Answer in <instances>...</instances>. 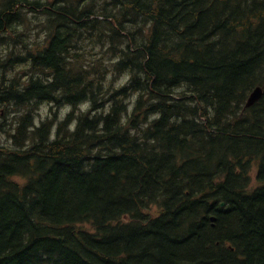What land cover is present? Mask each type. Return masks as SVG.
<instances>
[{
	"label": "trees",
	"instance_id": "1",
	"mask_svg": "<svg viewBox=\"0 0 264 264\" xmlns=\"http://www.w3.org/2000/svg\"><path fill=\"white\" fill-rule=\"evenodd\" d=\"M238 1L240 0H0V36H3L0 37V63H2V60L4 61V64L0 67H2L4 77L6 76L5 73L10 74L9 69L14 67L15 70L11 75L12 81H22L21 90H27L25 94L24 91L18 93L15 89L9 88L4 90V92L8 91L5 92L6 95L8 94V96L11 97L15 95L16 98L13 99L20 102L21 99L23 100L27 97L26 101L28 102V100L32 98V94L37 95L38 93L40 97L42 96L41 98H43L40 100H45V102H48V99H53V97L57 99L61 92H66L62 90V86L65 84L63 78L54 76L52 79L53 82H50L51 84L38 82V84L42 86V89H37V91H35V87L38 84L31 82L30 79H34L33 77H36V75L38 76V73L42 71L48 72L49 70L50 73V71H52L50 67L53 68V66H55L58 68L62 56L59 52L64 50H66V52L68 51L69 63H67L70 68L68 67L69 70H67L72 72L77 79L74 82L75 87H71V85L64 87V89H70V91H67L70 96L74 94L72 96L73 98L71 97L73 101L74 98L77 97V95H75L76 93L79 97V94L84 95L94 89L97 90V86L100 87L102 94L114 92L111 99L109 98L108 101L103 102L104 106L100 104V106L97 105L98 107L96 103H93V98L91 97L83 98L78 101L76 100L78 99L77 97L75 99L76 101H74L75 104L70 97L69 99L71 102H69V99L61 100L59 98L58 102L61 101L63 107H67L69 102L74 104L76 110L72 113L70 109L63 116L62 120L60 119L64 121V123H67L66 128L64 127L65 124L60 122V131L57 128L58 126L54 132V127H50L49 131L51 132L49 136L45 133V130H43L45 129V118L41 119L39 123L37 121L35 122V120H33L34 117H32L30 113L31 111H29L30 109L25 106H22V110L18 111L19 114L8 115L6 104L0 102V131L5 132L9 139L8 143L0 144V247H2L0 248V264H22L23 261L24 264H40V259L44 260V256L45 259L47 256L53 258L59 253H62L61 260L65 258L66 260L68 259L66 261L67 264H259L262 261L261 264H264V259L262 260V258H264V243H262L264 242V226H262V223H264V94L261 98L262 100L260 99V102H256L252 107L246 108L243 103H246L247 97L256 85H261L264 89V40H262L264 38V0ZM25 16H34V19L30 18L27 21ZM76 19H78V21ZM3 20L5 21L3 22ZM58 20H62V23L60 21L58 22ZM73 22L74 25L72 24ZM7 23L10 24L9 28ZM33 24L36 25V28L34 30L29 29V25ZM68 26L70 30H68ZM78 26H80L81 29ZM61 31H63L62 34ZM124 32L126 34H124ZM42 34L43 40L39 39ZM69 34H71V36ZM3 49L6 52L5 54L2 53ZM129 56L132 58H129ZM134 59L135 61H139L135 62ZM129 61H134L137 64L139 63L138 67L140 69L142 68L143 72L142 70L141 72L144 74L143 77H145V79L137 77L138 80L136 78L137 75H135L136 73L133 70L131 71ZM42 68L44 69L41 71L40 69ZM102 77L103 79L101 80ZM3 79L4 78L0 76V85ZM79 80H82V82H79ZM93 81L94 83H92ZM87 85H89V87H87ZM133 85L139 88H134ZM83 87L84 90L82 89ZM72 88H74V91ZM192 89L193 91H190ZM124 90L126 92H124ZM31 91L32 93H30ZM34 91L37 92V94ZM84 91L86 93H84ZM119 92H122V94H119ZM193 93H195L196 96H194ZM163 95L166 98H164ZM168 96H170L169 99ZM184 98H186V100ZM163 102L165 104H163ZM171 102L177 104L176 107L173 105L174 103L171 104ZM178 102H180L179 104L181 107L178 105ZM158 103L160 105L163 104V109H161L162 107L158 105ZM198 103L200 107H197L199 106ZM212 103H214V105ZM149 105L150 107H148ZM151 105L155 108L153 107L152 109ZM260 105L263 108L258 107ZM232 106H237V108L235 107V110H233ZM82 107L84 111L79 113ZM111 107H117L116 109L120 110L118 112L119 114L116 115L117 117L115 116L113 120L115 121L118 118V122L115 121L116 124L115 122L109 123V121H107L113 115V111H111L113 108ZM144 107H148L146 111L143 110ZM166 107L168 109L165 110ZM97 108H100V110L98 111ZM149 108L151 111L154 109L155 111L149 112ZM176 108H179V110ZM116 109L114 108L115 111ZM172 109H176L175 112H173L174 110L172 111ZM192 109H194V111ZM203 109L207 114V118L205 117ZM255 109L258 112H255ZM142 110L143 113L141 112ZM161 110L163 112L165 111V113ZM215 110L216 112L218 111L216 114ZM259 110L261 112H259ZM87 111L88 114L86 113ZM96 111L104 117L103 127L108 128H106V131H112L111 134L114 133V136L111 135L110 138H107V136L103 137L104 135L91 133L92 136L88 141L89 143H85L90 146L89 148L86 147L87 155H82V151L74 146V143H78L80 139L83 138V135L79 136L80 139L78 137L80 123L90 120V118L97 113ZM176 111H180L178 112L179 115ZM228 112L233 113L234 116ZM185 113L189 115H185ZM220 113L222 114L219 115ZM131 114H133V116ZM254 114H256V116H254ZM69 115L73 117L71 118ZM137 115L141 117L135 118ZM181 115L185 116L182 117ZM160 116L163 117V119ZM130 117L134 119H132L133 123H129L132 122L131 119H128ZM68 118L70 121H68ZM81 118L82 120L84 118V120L82 121ZM184 118L185 120H183ZM77 119H79L80 122ZM142 119L143 121H138ZM186 119L194 120L196 122L194 124H198L200 128L202 127L203 129L201 128V130L199 126L195 127V125L192 124V127L195 128L193 129L191 127V122L186 121ZM28 120L32 123L30 124L27 122ZM181 120L183 121L181 122ZM218 120L219 122L221 121V123H219ZM223 121L228 122L225 123ZM210 122L211 124H209ZM5 123L11 124L10 129L6 130L4 128ZM104 124L110 125L113 128ZM153 124L156 126H153ZM76 125H79V127L76 128ZM117 125H119V130L116 132L115 128H117ZM246 125L247 127L250 126V128L247 129ZM99 127V123L97 124L95 121L90 122L88 128L91 130L94 128L93 130H96L99 129ZM124 127L126 129L125 131L123 130ZM182 128L185 130H180ZM241 128L243 131L240 130ZM66 129L69 132H64ZM186 129H188V131ZM177 130H179L178 135L176 132ZM233 130H238L236 132L238 135H236ZM254 130L257 132L254 133ZM182 131L186 135L183 134ZM189 131H191V133ZM245 131H248V133ZM74 132L76 133V138H73L74 135L72 134H74ZM200 132L201 134L203 133V136ZM206 132L208 134H206ZM171 133L177 141L173 139ZM66 134H71L72 136L69 135V137L71 136L72 139ZM65 135L69 138L68 141ZM233 135L236 137L238 136L237 139ZM228 136L229 138H227ZM100 137H103L101 138L102 142H98ZM132 138H134V140H132ZM254 138L259 139L254 140ZM110 139L111 142H109ZM249 139L250 141H248ZM46 140L48 142L44 143ZM63 140H66V144ZM127 140H131L135 143L129 147V145L126 144L128 143ZM172 140H174V142H172ZM215 140L217 142L218 140L223 141L218 144ZM242 140H244L243 142L247 141L249 144L246 142L244 144L241 142ZM113 141L116 143H113ZM108 142L109 144H107ZM213 142H216L215 145ZM240 143L245 146H242ZM48 144L52 145L50 146ZM180 144L182 146L184 145V147ZM253 144L258 145L254 146ZM246 145L249 146V148L251 147L252 150L257 147L254 149L256 152L251 149L249 150ZM175 146H177L178 149H176ZM225 146L226 148H224ZM122 147L125 149H122ZM245 147L248 151L245 150ZM222 148L223 151L221 152ZM93 149H96L94 152L97 150L100 151L93 153ZM102 149L105 150L104 153H101L103 152ZM125 150H129V152H125ZM194 150L195 153L193 152ZM196 150L199 151L197 152ZM224 151L225 154L223 153ZM69 152H71V155ZM124 152L126 154L128 153L127 156ZM119 153L125 155H120ZM216 153L219 155L217 156ZM12 154H14V156H12ZM135 154L136 156L137 154L143 155V158L136 157V160L132 159L130 161L126 159L130 155ZM209 154H211V156ZM212 154L214 156H212ZM67 157H70L72 161ZM81 157L82 160L79 159ZM108 157L110 158L108 159ZM197 157L201 158L198 159ZM209 158L213 161H210ZM114 160L119 164L117 167L121 165L120 168L122 170L117 168L114 164L112 167ZM124 161L130 163H124ZM189 161L190 163H188ZM198 161H201V163H198ZM75 162L78 164L76 165ZM84 162H87V164ZM131 162H134V166ZM202 162H204L205 165L206 162H213L214 167L211 163V167L208 165L209 163L204 166ZM222 162L224 164H222ZM55 163L59 165L57 164V166H54ZM193 163L194 165L192 166ZM105 164L108 165V168H111V170H108ZM130 166L137 171V173H133L135 176L133 174L131 175L135 179H132L128 174L125 175V169ZM102 167L107 169V171L106 169L104 171L106 172L104 177L106 176L105 179L107 183L103 178V183L99 181L95 184H85L84 177L87 175H96L99 170H104ZM114 167H116V169ZM212 168L216 172L213 171ZM113 169L115 171L120 170V173L119 171H112ZM210 169H212L213 172L209 171ZM75 170L76 172H74ZM149 170L154 173L150 174ZM80 171L83 175L78 173ZM123 171L124 173L122 174L124 175L119 178L118 176L122 175L121 172ZM62 173H66V176ZM68 176V180L71 184L68 183V189L70 191L68 190L67 192L62 190V185L66 186L67 183L63 182L65 183L63 184L59 181L62 177L67 179ZM197 176L199 178H197ZM41 181L44 182L43 185ZM119 183L122 186H120ZM44 185L46 186L44 187ZM93 190L94 192H92ZM57 191L58 193L62 191L61 195L64 194V197L57 196ZM217 193L221 194V196ZM234 195L238 199L234 197ZM114 196L120 201L118 202ZM111 197L113 198L112 201ZM227 201L228 203H225ZM112 202H114V204H112ZM217 202L219 203L218 205L216 204ZM189 203H194L195 205H188ZM222 203H224L225 206L222 205ZM236 208H240V212H238L237 210L239 209ZM213 209L216 211L218 210L217 212L221 214L222 212H226V215L229 214L226 219H230L229 221L226 220V226L221 223L220 216L216 214L218 220L215 221V226L212 227V220L211 217L209 218V213L207 212ZM187 211H191L193 214L195 213L196 216L199 215L200 223H207L209 225L208 227L215 232L212 234L207 233L206 228V234H204L203 231L200 235L197 228L198 225L196 223L195 225H191L189 221L191 220L193 223L192 219L195 214L193 215L190 212L191 215H189ZM195 211H198L199 214ZM233 214H235L236 217ZM48 216L49 219L55 217L54 221L56 222L52 221L53 219L50 221ZM171 218L175 221L173 220L171 222ZM48 224H50V226ZM166 224H169V226H166ZM174 224H176L174 230H180V234H186V238L180 242L172 243L169 241V233L164 234L163 231L166 227L170 228L175 226ZM9 225L11 226L9 227ZM234 225L237 229L234 228ZM242 225L244 228L246 226L243 230H241L243 227ZM194 227H196V229H194ZM224 227H226V229ZM224 229L225 233H223ZM148 231H150L152 235L151 233L149 234ZM235 231L239 234L233 237ZM130 234L139 237L136 238L133 236L132 238ZM224 234H226V236ZM231 234L233 235L231 236ZM37 237L45 240L43 244L46 246L44 247L45 252H42L43 256H40L41 254L38 253L39 245L41 247L42 244L33 245ZM165 238L168 239L164 240ZM67 239L68 242H66ZM162 239L164 241L163 244L160 245ZM244 249L247 250L244 251ZM1 253L3 255H1ZM257 256H260L259 260ZM100 257L106 259H102L101 261ZM26 261L29 262L26 263ZM55 264H60V262Z\"/></svg>",
	"mask_w": 264,
	"mask_h": 264
},
{
	"label": "bare ground",
	"instance_id": "2",
	"mask_svg": "<svg viewBox=\"0 0 264 264\" xmlns=\"http://www.w3.org/2000/svg\"><path fill=\"white\" fill-rule=\"evenodd\" d=\"M24 1V0H23ZM254 1H256V0H254ZM260 1V0H259ZM259 1H257V2H259ZM52 2V1H51ZM56 2V1H55ZM238 2H241V0L240 1H238ZM237 3V2H236ZM53 4V3H52ZM239 4V3H238ZM257 4V3H256ZM8 5V4H7ZM12 5V4H11ZM240 5V4H239ZM137 6V5H136ZM257 6H258V4H257ZM235 7V6H234ZM75 8V7H74ZM104 8V7H103ZM237 8V7H236ZM13 9V8H12ZM54 9V8H53ZM69 9V8H68ZM59 10H60V8H59ZM148 10V9H147ZM43 11V10H42ZM76 11V10H75ZM237 11H238V9H237ZM74 12V11H73ZM146 12V11H145ZM128 13V12H127ZM147 13V12H146ZM57 14V13H56ZM129 14V13H128ZM127 14V15H128ZM132 14V13H131ZM62 15V14H61ZM81 15H82V13H81ZM130 15V14H129ZM146 15V14H145ZM3 16V15H2ZM21 16V15H20ZM132 16V15H131ZM135 16V15H134ZM1 17V16H0ZM22 17V16H21ZM51 17V16H50ZM56 17V16H55ZM63 17V16H62ZM72 17V16H71ZM77 17V16H76ZM6 18V17H5ZM52 18H53V16H52ZM51 18V19H52ZM66 18V17H65ZM64 18V19H65ZM74 18H75V16H74ZM13 19V18H12ZM22 19V18H21ZM54 19V18H53ZM56 19V18H55ZM59 19H61V18H59ZM8 20V19H7ZM77 21H78V19H76ZM133 20V19H132ZM5 20H3V22H4ZM60 20H58V22H59ZM62 21V20H61ZM60 21V22H61ZM66 21V20H65ZM64 21V22H65ZM72 21V20H71ZM84 21V20H83ZM82 21V22H83ZM87 21V20H86ZM92 21V20H91ZM113 21V20H112ZM11 22V21H10ZM54 22V21H53ZM56 23V22H55ZM62 23V22H61ZM69 23V22H68ZM83 23H85V22H83ZM96 23V22H95ZM108 23V22H107ZM4 24V23H3ZM8 24V23H7ZM60 24V23H59ZM73 25H74V22L72 23ZM71 24V25H72ZM76 24V23H75ZM78 24V23H77ZM104 24V23H103ZM111 24V23H110ZM9 25L10 24H8V28H9ZM57 25V24H56ZM70 25V26H71ZM72 25V26H73ZM109 25V24H108ZM5 26V25H4ZM7 26V25H6ZM64 26V25H63ZM80 26H81V24H80ZM80 26H78V27H80ZM75 27V26H74ZM82 27H83V24H82ZM102 27V26H101ZM55 28V27H54ZM62 28V27H61ZM67 28H69V26L67 27ZM106 28V27H105ZM122 28V27H121ZM63 29V28H62ZM80 29H81V27H80ZM100 29V28H99ZM7 30V29H6ZM68 30H70V28L68 29ZM63 33V31H61V34ZM111 33H112V31H111ZM6 34V33H5ZM68 34V33H67ZM124 34H126L125 32H124ZM70 36H71V34H69ZM111 35V34H110ZM65 36V35H64ZM108 36H109V34H108ZM0 37H3V36H0ZM81 38V37H80ZM2 39V38H1ZM14 39V38H13ZM261 40V39H260ZM259 40V41H260ZM262 40H264V38L262 39ZM261 40V41H262ZM64 41V40H63ZM60 42V41H59ZM61 43V42H60ZM67 43L69 44V42H68V40H67ZM262 43V42H261ZM11 44V43H10ZM58 44V43H57ZM258 45V44H257ZM260 45V44H259ZM102 46V45H101ZM262 46V45H261ZM56 47H57V45H56ZM66 47V46H65ZM70 47V46H69ZM47 48V47H46ZM116 48V47H115ZM117 49V48H116ZM69 50V49H68ZM259 50V49H258ZM4 51V50H3ZM113 51V50H112ZM117 51V50H116ZM118 51H119V49H118ZM22 53V52H21ZM59 53H61V55L63 56H61V61H60V64H59V67L57 68V67H55V66H53V68H51L50 67V69H52V71H50V73H49V70H48V72H44V71H42L44 68H42V69H40L42 72L41 73H38V76L36 75V77H33L34 79H30L31 80V82H35V83H37L38 84V82H43L44 84H51L50 82L52 81V79L54 78V76H59V77H61V78H63V81H64V86H62V90H64V91H66V92H61V94H60V96L57 98V99H55V97H53V99H51V100H49L48 98V102H45V100H40V99H43V98H41L40 97V95H39V93L37 94V92H35V91H37V89H42V86L40 85V84H38V85H36V87H35V93L37 94V95H34V94H32L33 96H32V98L31 99H29L28 100V102L26 101L27 100V98H25V99H21V102L20 101H16L15 99H13V98H16L15 97V95L13 96V97H11V96H8V94L6 95V93L5 92H8V91H5L4 92V90H6V89H11V88H13V89H15L18 93H20V92H25V91H27V90H21V87H22V81L20 82L19 80L18 81H16V82H13L12 81V73H13V71L15 70V68L14 67H11V69H9L10 70V74H7V73H5L6 74V76L4 77L3 75H4V72H3V70H2V67H0V76H2V78H4L3 79V81L1 82V85H0V102H2V104H6L5 106H6V111H8V115H14V113H17L18 111H20V110H22V106H25V107H27V108H29L30 110L29 111H31L30 113H31V115H32V117H34V119L33 120H35V117H37V115H38V113H39V108H40V106H42L43 105V103L45 102L46 104L48 103L51 107H50V109H51V114L50 115H48V117H46L45 118V120H46V123L44 124V128L45 129H43V130H45V133H47L48 134V136H49V133L51 132V131H49V128L50 127H54V129H53V132L58 128V130H59V123L61 122L62 124L64 123V121H61V120H58L57 119V117H56V113L61 109V107H63V104H62V102L60 101V102H58L59 100V98L61 99V100H68L69 99V97H70V99L72 100V96L74 95V94H72L71 96L69 95V93H67V91H70V89H64V87H66V86H69V85H71V87L72 86H74V82L77 80L75 77L76 76H74L73 74H72V72H69L68 70H69V62H68V51L66 52V50H64V51H61V52H59ZM70 54H72L71 52H69ZM115 53V52H114ZM122 53V52H121ZM256 53H257V51H256ZM123 54V53H122ZM49 55V54H48ZM59 55V54H58ZM75 55V54H74ZM25 56V55H24ZM113 56V55H112ZM142 56V55H141ZM41 57V56H40ZM69 57H71V56H69ZM43 58V57H42ZM62 58H63V60H62ZM129 58H132V57H130L129 56ZM137 59H139L138 57H136ZM135 58V59H136ZM57 59H59V58H57ZM135 59H134V61H135ZM18 60V59H17ZM25 60H26V58H25ZM90 60V59H89ZM123 60V59H122ZM128 60V59H127ZM132 60V59H131ZM158 60V59H157ZM19 61H21V60H19ZM130 62L129 61V66H130V68H131V71L133 70L136 74L135 75H137L136 76V78L137 77H139V78H144L145 79V77H143L144 76V74L142 73L143 72V70H142V68L140 69L139 67H138V64L137 63H135L136 61L138 62L139 60H136L135 62ZM144 61V60H143ZM145 61H147V60H145ZM4 61L2 60V63H0V66H2L4 63H3ZM15 62V61H14ZM38 62V61H37ZM68 62V63H67ZM123 62H126V61H123ZM16 63V62H15ZM141 63V62H140ZM147 63V62H146ZM52 64V63H51ZM13 65H15V64H13ZM38 65H40V64H38ZM44 65V64H43ZM42 65V66H43ZM45 65H47V64H45ZM123 65V64H122ZM128 65V64H127ZM126 65V66H127ZM17 66V65H16ZM34 66V65H33ZM41 66V67H42ZM48 66H49V63H48ZM69 67V68H68ZM102 67V66H101ZM128 67V66H127ZM143 67V66H142ZM47 68H49V67H47ZM35 69H36V67H35ZM68 69V70H67ZM125 69V68H124ZM147 69V68H146ZM34 70V69H33ZM38 70V69H37ZM71 70V69H70ZM122 70H123V68H122ZM141 70H142V72H141ZM31 71V70H30ZM264 71V70H263ZM35 72V71H34ZM105 72H106V69H105ZM104 72V73H105ZM118 72V71H117ZM116 72V73H117ZM37 73V72H36ZM102 73V72H101ZM24 75V74H23ZM29 75V74H28ZM40 75V76H39ZM113 75V74H112ZM22 76V75H21ZM105 76V75H104ZM146 76V75H145ZM96 77V76H95ZM100 77H101V75H100ZM118 77V76H117ZM135 77V76H134ZM21 78V77H20ZM25 78V77H24ZM97 78V77H96ZM99 78V77H98ZM113 78V77H112ZM132 79H133V77H131ZM103 79V77L101 78V80ZM138 79V78H137ZM33 80V81H32ZM113 80V79H112ZM134 80V79H133ZM139 80V79H138ZM138 80H137V82H138ZM60 81V80H59ZM82 82V80H79V82ZM91 81V80H90ZM134 81H136V80H134ZM145 81V80H144ZM30 82V83H31ZM53 82V81H52ZM78 82V81H77ZM76 82V83H77ZM109 82V81H108ZM128 82V81H127ZM140 82V81H139ZM25 83V82H24ZM30 83H28V84H30ZM60 83V82H59ZM88 83H90V82H88ZM92 83H94V81L92 82ZM131 83V82H130ZM129 83V84H130ZM146 83V82H145ZM153 83V82H152ZM55 84V83H54ZM97 84H98V82H97ZM133 84V83H132ZM143 84H144V82H143ZM255 84V83H254ZM26 85V84H25ZM79 85V84H78ZM82 85V84H81ZM86 85V84H85ZM84 85V86H85ZM100 85V84H99ZM140 85V84H139ZM147 85H148V82H147ZM178 85V84H177ZM180 85V84H179ZM33 86V85H32ZM44 86V85H43ZM76 86H77V84H76ZM101 86H102V84H101ZM129 86V85H128ZM134 86V85H133ZM34 87V86H33ZM70 87V88H71ZM75 87V86H74ZM87 87H89V85H87ZM96 87V86H95ZM98 87V89L97 90H93L92 88H91V86H90V88L93 90V91H90V92H88V93H86L85 91H84V93H86V94H84V95H80L79 94V97H78V94L76 93V92H74V93H76L75 95H77V97H78V99H76V98H74V101H78V100H80V99H83V98H89V97H91V98H93L92 100H93V103H96V106L97 105H99L100 106V104L101 105H103L104 103V101H108V99L110 98H112L111 96H112V94L114 95V92L112 91V92H106V93H104V94H102L101 93V91H100V87L99 86H97ZM137 88L138 86H134V88ZM145 87H146V85H145ZM149 87V86H148ZM147 87V88H148ZM68 88V87H67ZM113 88V87H112ZM125 88V87H124ZM128 88V87H127ZM139 88V87H138ZM187 88V87H186ZM189 88V87H188ZM73 89V91H74V88H72ZM72 89H71V91H72ZM76 89H77V87H76ZM83 90H84V87L82 88ZM86 89V88H85ZM122 89V88H121ZM121 89H120V91H121ZM126 89V88H125ZM142 89V88H141ZM33 90H34V88H33ZM107 90V89H106ZM110 90H111V87H110ZM115 90V89H114ZM117 90V89H116ZM119 90V89H118ZM143 90V89H142ZM150 90V89H149ZM10 91V90H9ZM80 91H82V90H80ZM87 91V90H86ZM176 91V90H175ZM190 91H193V89L192 90H190ZM77 92H79V91H77ZM118 92V91H117ZM122 92H123V90H122ZM122 92L120 93L119 92V94H122ZM124 92H126L125 90H124ZM30 93H32V91L30 92ZM71 93V92H70ZM83 93V92H82ZM146 93V92H145ZM168 93V92H167ZM178 93V92H177ZM182 93V92H181ZM16 94V93H15ZM25 94H26V92H25ZM24 94V95H25ZM29 94V93H28ZM124 94V93H123ZM126 94V93H125ZM124 94V95H125ZM130 94H131V92H130ZM150 94H152V93H150ZM154 94V93H153ZM157 94V93H156ZM194 94V96H196V94L195 93H193ZM10 95V94H9ZM47 95V94H46ZM127 95V94H126ZM158 95V94H157ZM185 95V94H184ZM21 96H22V94H21ZM140 96V95H139ZM152 96H154V95H152ZM159 96H161V95H159ZM159 96H155V97H159ZM170 96H171V94H170ZM170 96H168V99H169V97ZM178 96V95H177ZM181 96V95H180ZM26 97V96H25ZM50 97V96H49ZM72 97V98H71ZM123 97H125V96H123ZM162 97V96H161ZM163 97H164V95H163ZM182 97V96H181ZM190 97V96H189ZM263 97V96H262ZM261 97V98H262ZM18 98V97H17ZM141 98V97H140ZM164 98H166V97H164ZM191 98V97H190ZM194 98V97H193ZM248 98V97H247ZM260 98V99H261ZM44 99H46V98H44ZM70 99H69V102H71L70 101ZM76 99V100H75ZM113 99H114V97H113ZM185 100H186V98H184ZM259 99V100H260ZM91 100V99H90ZM176 100V99H175ZM180 100V99H179ZM178 100V101H179ZM190 100V99H189ZM195 100H197V99H195ZM262 100V99H261ZM8 101H13V102H8ZM16 101V102H15ZM73 101V100H72ZM73 101V102H74ZM140 101V100H139ZM165 101H166V99H165ZM191 101H193V100H191ZM17 102H20V103H17ZM67 102V101H66ZM68 102V106L70 107V109L72 110V111H70V112H72L73 113V111L74 110H76V107H74V104H75V102H74V104L72 105L71 103H69ZM180 102H181V100H180ZM180 102H178V105L180 106ZM258 102H260V101H258ZM76 103H78V102H76ZM162 103V102H161ZM172 103H174V102H171V104ZM177 103V102H176ZM183 103V102H182ZM205 103V102H204ZM244 104H245V102H243ZM15 104H17V105H20V106H17V105H15ZM114 104V103H113ZM112 104V105H113ZM121 104V103H120ZM163 104H165L164 102H163ZM163 104L162 105H160L159 103H158V105H160L162 108L161 109H163ZM168 104V103H167ZM199 104V103H198ZM210 104V103H209ZM213 105H214V103H212ZM240 104V103H239ZM77 105V104H76ZM116 105H117V103H116ZM157 105V104H156ZM158 105H157V107H158ZM173 105H175V107H176V105L177 104H173ZM172 105V106H173ZM195 105V104H194ZM208 105V104H207ZM235 105V104H234ZM2 106H4V105H2ZM93 107H95L94 105H92ZM104 106V105H103ZM102 106V107H103ZM140 106V105H139ZM159 106V107H160ZM166 106V105H165ZM164 106V107H165ZM178 106V107H179ZM245 106V105H244ZM254 106V105H253ZM98 107V106H97ZM148 107H150V105L148 106ZM147 107V108H148ZM154 107V106H153ZM153 107H152V105H151V108L153 109ZM168 107H169V105H168ZM181 107V106H180ZM197 107H200V104H199V106H197ZM196 107V108H197ZM211 107V106H210ZM217 107V106H216ZM233 107V106H232ZM236 108H237V106H235ZM235 107H233L232 109L233 110H235L234 108ZM240 107V106H239ZM239 107H238V109H239ZM252 107V106H251ZM258 107H260V108H263V107H261V105L260 106H258ZM257 107V108H258ZM111 108H113V110H111ZM110 108V110L111 111H113V117L111 118H109V120H107V121H109V123H112V122H115V121H117L118 120V118H117V120H115V121H113L114 120V118H115V116L117 115V114H119L118 112L120 111L119 109H116L117 107H111ZM114 108L116 109V111L114 110ZM118 108H119V105H118ZM140 108V107H139ZM146 107H144L143 108V110H147V108L145 109ZM155 108V107H154ZM214 108H215V106H214ZM247 108V107H246ZM256 108V109H257ZM260 108H258V109H260ZM3 109V108H2ZM78 109V108H77ZM92 109V108H91ZM91 109H89V110H91ZM98 109V111L100 110V108H97ZM122 109V108H121ZM135 109V108H134ZM156 109H158V108H156ZM166 109H168L167 107L165 108V110ZM170 109V108H169ZM177 109V108H176ZM175 109V110H176ZM183 109V108H182ZM187 109V108H186ZM213 109V108H212ZM231 109V110H232ZM237 109V110H238ZM256 109L254 110L255 112H258V111H256ZM23 110H25V109H23ZM28 110V109H27ZM124 110H125V107H124ZM138 110V109H137ZM143 110L141 111L142 113H143ZM149 112H154L155 111V109L154 110H152L151 111V109L149 108ZM174 109H172V111H173ZM175 110L173 111V112H175ZM177 110H179V108L177 109ZM181 110V109H180ZM185 110V109H184ZM189 110V109H188ZM193 111H194V109H192ZM196 110V109H195ZM204 110V109H203ZM236 110V111H237ZM261 110V109H260ZM259 110V112H261ZM82 111H84V108L82 107L80 110H79V113L80 112H82ZM145 111H144V113H145ZM162 111V110H161ZM170 111V110H169ZM171 111V112H172ZM187 111V110H186ZM219 111H221V110H219ZM228 111V110H227ZM229 111H230V109H229ZM254 111H253V113H254ZM26 112V111H25ZM28 112V111H27ZM97 112V111H96ZM102 112V111H101ZM136 112V111H135ZM138 112V111H137ZM141 112H138V113H141ZM163 112V111H162ZM168 112V111H167ZM177 112V111H176ZM178 112H180V111H178ZM177 112V113H178ZM203 112H205V110L203 111ZM218 112V111H217ZM216 112V110H215V114L217 113ZM222 112V111H221ZM233 112V111H232ZM242 112H243V110H242ZM76 113H78V112H76ZM87 114H88V111L86 112ZM90 113V112H89ZM133 113V112H132ZM163 113H165V111L163 112ZM227 113V112H226ZM229 113V112H228ZM231 113V112H230ZM229 113V114H230ZM24 114V113H23ZM71 114V113H70ZM110 114V113H109ZM137 114V113H136ZM135 114V115H136ZM169 114H174V113H169ZM181 114H182V112H181ZM214 114V115H215ZM222 113H220L219 115H221ZM223 114H224V112H223ZM232 115H233V113H231ZM235 114H236V112H235ZM256 114H258V113H256ZM256 114H254V116H256ZM260 114V113H259ZM68 115V114H67ZM67 115H66V117H67ZM84 115V114H83ZM132 116H133V114H131ZM144 115H146V114H144ZM163 115H165V114H163ZM178 115H179V113H178ZM185 115H189L188 113H185ZM185 115H183V116H185ZM211 115V114H210ZM225 115V114H224ZM245 115V114H244ZM70 117H71V115H69ZM85 116V115H84ZM84 116H82V117H84ZM109 116V115H108ZM131 116V117H132ZM166 116V115H165ZM176 116H177V114H176ZM182 116V115H181ZM182 116V117H183ZM196 116V115H195ZM202 116V115H201ZM207 116V114H206V112H205V117ZM217 116V115H216ZM234 116V115H233ZM239 116V115H238ZM246 116V115H245ZM245 116H243V117H245ZM73 117V116H72ZM71 117V118H72ZM86 117H88V116H86ZM86 117H85V120H86ZM117 117V116H116ZM118 117H119V115H118ZM128 117V116H127ZM131 117L130 118H128V119H131ZM138 117V115L135 117V118H137ZM139 117H141V116H139ZM138 117V118H139ZM143 117H145V116H143ZM161 117V116H160ZM175 117V116H174ZM197 117V116H196ZM221 117H224V116H221ZM228 117V116H227ZM30 118H31V116H30ZM50 118V119H49ZM79 118H80V116H79ZM104 117H103V115L102 114H98V112L96 113V114H94L91 118H90V120H87V121H84L83 123H80V128H79V135H78V137L79 136H82L83 138H81L80 139V137H79V139H80V141L78 142V143H74V146H76L75 148H78V149H80L81 151H82V155L83 154H86L87 153V151H86V147L87 148H89L90 146H88V145H86L87 143H89L88 141H89V139L91 138V133H95V134H98V135H104L103 137H105V136H107V138H110V136L111 135H113V134H111V132H109V131H106V128L107 127H103V122H104V119H103ZM106 118V117H105ZM162 119H163V117H161ZM161 118H159V119H161ZM177 118V117H176ZM207 118V117H206ZM213 118V117H212ZM216 118H218V117H216ZM233 118V117H232ZM69 119V118H68ZM87 119H89V118H87ZM120 119V118H119ZM133 119V118H132ZM131 119V120H132ZM144 119V118H143ZM143 119L142 120H138L139 122L140 121H143ZM158 119V120H159ZM164 119H165V117H164ZM202 119V118H201ZM205 119V118H204ZM230 119V118H229ZM4 120V119H3ZM26 120V119H25ZM32 120V119H31ZM77 120H79V119H77ZM81 120H82V118H81ZM83 120H84V118H83ZM82 120V121H83ZM134 120V119H133ZM133 120H132V122H129V123H133ZM183 120H185V118L183 119ZM183 120H181V122L183 121ZM65 121H66V119H65ZM68 121H70V119L68 120ZM97 122V124L99 123V125H100V127H99V129H96V130H91L90 128H88L89 127V123L90 122ZM165 121V120H164ZM167 121H168V119H167ZM166 121V122H167ZM172 121V120H171ZM186 121H190L191 122V127H192V124H194V123H196L194 120H187L186 119ZM212 121H213V119H212ZM217 121V120H216ZM5 122V121H4ZM27 122H29L30 124L32 123V122H30L29 120L27 121ZM67 122V121H66ZM79 122H80V120H79ZM118 122V121H117ZM159 122V121H158ZM161 122H162V120H161ZM218 122H219V120H218ZM223 122H225V123H227L226 121H223ZM105 123H107V122H105ZM137 123V122H136ZM154 123V122H153ZM203 123H205V122H203ZM207 123H208V121H207ZM219 123H221V121L219 122ZM224 123V124H225ZM244 123V122H243ZM3 124V123H2ZM61 124V125H62ZM65 124V128H66V124L67 123H64ZM92 124V123H91ZM94 124H96V123H94ZM115 124H116V122H115ZM114 124V125H115ZM135 124V123H134ZM156 124H157V122H156ZM163 124V123H162ZM200 124V123H199ZM209 124H211V122L209 123ZM214 124V123H213ZM223 124V123H222ZM15 125V124H14ZM93 125V124H92ZM104 125H107V124H104ZM133 125V124H132ZM140 125V124H139ZM151 125V124H150ZM160 125V124H159ZM195 125V124H194ZM193 125V126H194ZM206 125H208V124H206ZM205 125V126H206ZM220 125V124H219ZM58 126V127H57ZM91 126V125H90ZM108 126V125H107ZM118 126L119 125H117V128H115L116 130V132L119 130V128H118ZM153 126H156V125H154L153 124ZM196 126H199L198 124L197 125H195V127ZM202 126V125H201ZM221 126V125H220ZM10 127H11V124L9 125V124H7V123H5L4 124V128L7 130V129H10ZM13 127V126H12ZM43 127V126H42ZM57 127V128H56ZM61 127V126H60ZM79 127V125H76V128H78ZM97 127V126H96ZM108 127H111L110 125L108 126ZM136 127V126H135ZM158 127V126H157ZM160 127V126H159ZM163 127V126H162ZM209 127V126H208ZM219 127V126H218ZM252 127V126H251ZM23 128V127H22ZM32 128V127H31ZM92 128V127H91ZM111 128H113V127H111ZM111 128H110V130H111ZM146 128H148V127H146ZM193 128V127H192ZM199 128H200V126H199ZM202 128V127H201ZM200 128V129H201ZM210 128V127H209ZM246 128L247 129H249L250 128V126H248L247 127V125H246ZM108 129V128H107ZM122 129V128H121ZM139 129V128H138ZM193 129H195V128H193ZM203 129V128H202ZM201 129V130H202ZM205 129V128H204ZM211 129V128H210ZM213 129V128H212ZM253 129V128H252ZM42 130V129H41ZM77 130V129H76ZM90 130V131H89ZM124 131L126 130L125 129V127H124V129H123ZM180 130H185V129H180ZM187 131H188V129H186ZM191 130V129H190ZM197 130V129H196ZM216 130H218V129H216ZM240 130H242V128L240 129ZM246 130V129H245ZM29 131V130H28ZM60 131V130H59ZM68 130L66 129V131H64V132H67ZM128 131V130H127ZM144 131H146V130H144ZM157 131V130H156ZM178 131L179 130H177L176 132H177V135H178ZM199 131V130H198ZM204 131V130H203ZM227 131H228V129H227ZM235 133L238 131V130H233ZM243 131V130H242ZM248 131H250V130H248ZM248 131H245V132H247L248 133ZM40 132V131H39ZM69 132V131H68ZM113 132H114V129H113ZM122 132V131H121ZM139 132V131H138ZM141 132V131H140ZM159 132H160V130H159ZM164 132H165V130H164ZM164 132H162V133H164ZM190 133H191V131H189ZM188 132V133H189ZM202 132V131H201ZM201 132H200V134H201ZM226 132V131H225ZM229 132V131H228ZM240 132V131H239ZM252 132V131H251ZM250 132V133H251ZM254 133H256L255 132V130L253 131ZM261 132V131H260ZM78 133V132H77ZM125 133V132H124ZM124 133H123V136H124ZM136 133V132H135ZM149 133V132H148ZM173 133V132H172ZM172 133H171V136L173 137V139H175L174 138V136L172 135ZM182 133L183 134H185L183 131H182ZM38 134V133H37ZM72 134V133H71ZM71 134H69V135H71ZM75 132H74V134H72V135H74L73 136V138H76L75 137ZM147 134V133H146ZM174 134V133H173ZM180 134V133H179ZM196 134V133H195ZM197 134H198V132H197ZM203 134V133H202ZM201 134V135H202ZM206 134H208L207 132H206ZM214 134V133H213ZM216 134V133H215ZM219 134V133H218ZM234 134V133H233ZM253 134V133H252ZM63 135V134H62ZM67 135V134H66ZM65 135V136H66ZM69 135H67L68 137H69ZM71 135V136H72ZM119 135V134H118ZM121 135V134H120ZM139 135V134H138ZM145 135V134H144ZM149 135V134H148ZM148 135H147V137H148ZM167 135H168V133H167ZM177 135L175 134V136L177 137ZM186 135V134H185ZM199 135V134H198ZM236 135H238L237 133H236ZM47 136V137H48ZM51 136V135H50ZM67 136H66V138H67ZM71 136L69 137L70 139H72L71 138ZM114 136V135H113ZM116 136V135H115ZM125 136H126V133H125ZM146 136V135H145ZM203 136V135H202ZM208 136V135H207ZM226 136V135H225ZM230 136V135H229ZM229 136L227 137V138H229ZM234 136V135H233ZM232 136V137H233ZM240 136V135H239ZM257 136V135H256ZM23 137H24V135H23ZM44 137H46V136H44ZM103 137H100L98 140V142H102L101 140V138H103ZM122 137V136H121ZM133 137V136H132ZM135 137V136H134ZM138 137V136H137ZM144 137V136H143ZM150 137V136H149ZM212 137V136H211ZM234 137H236V136H234ZM238 137V136H237ZM237 137H236V139H237ZM246 137V136H245ZM249 137V136H248ZM252 137V136H251ZM69 138H67V141H68V139ZM113 138V137H112ZM126 138V137H125ZM131 138V137H130ZM138 138H140V137H138ZM137 138V139H138ZM170 138V137H169ZM209 138V137H208ZM216 138V137H215ZM218 138V137H217ZM239 138H241V137H239ZM43 139V138H42ZM127 139V138H126ZM125 139V140H126ZM129 139V138H128ZM136 139V138H135ZM178 139V138H177ZM182 139V138H181ZM241 139H243V138H241ZM245 139H247V138H245ZM251 139V138H250ZM250 139L248 140V141H250ZM258 140L257 138H254V140ZM93 140V139H92ZM106 140H108V139H106ZM113 140H114V138H113ZM124 140V139H123ZM132 140H134V138H132ZM171 140V139H170ZM176 140V139H175ZM180 140V139H179ZM178 140V141H179ZM217 140V139H216ZM215 140V141H216ZM39 141H40V139H39ZM64 142L66 141V140H63ZM77 141H78V139H77ZM76 141V142H77ZM115 141H116V138H115ZM115 141H113V143L115 142ZM128 141V143H126V144H128L129 145V147L130 146H132V144L133 143H135V142H133V141H131V140H127ZM126 141V142H127ZM136 141V140H135ZM138 141V140H137ZM167 141V140H166ZM177 141V140H176ZM175 141V142H176ZM221 141H223V140H218V144H219V142H221ZM231 141V140H230ZM233 141V140H232ZM244 140H242L241 142H243ZM48 141L46 140V142H44V143H47ZM87 142V143H86ZM107 142V141H106ZM105 142V143H106ZM109 142H111V139H110V141ZM109 142L107 143V144H109ZM118 142V141H117ZM172 142H174V140H172ZM216 142H213V144L215 145V143ZM235 142V141H234ZM246 143H247V141H245ZM245 142H243L244 144H245ZM252 142V141H251ZM250 142V143H251ZM51 143V142H50ZM86 143V144H85ZM112 143V144H113ZM116 143V142H115ZM119 143V142H118ZM146 143V142H145ZM181 143V142H180ZM237 143V142H236ZM239 143V142H238ZM256 143H258V142H256ZM65 144H66V142H65ZM125 144V143H124ZM125 144V145H126ZM143 144H144V142H143ZM177 144H179V143H177ZM183 144V143H182ZM212 144V145H213ZM241 145H242V143H240ZM247 144H249V143H247ZM259 144V143H258ZM257 144V145H258ZM48 145H50V144H48ZM52 145V144H51ZM50 145V146H51ZM64 145V144H63ZM71 145V144H70ZM90 145H91V143H90ZM94 145V144H93ZM103 145H104V141H103ZM106 145V144H105ZM176 145V144H175ZM181 145V144H180ZM213 145V146H214ZM227 145V144H226ZM254 146H257V145H255V144H253ZM252 145V146H253ZM260 145V144H259ZM54 146V145H53ZM123 146V145H122ZM137 146H138V144H137ZM140 146V145H139ZM144 146H145V144H144ZM182 146V145H181ZM223 146H224V143H223ZM242 146H245V145H242ZM247 146V145H246ZM31 147V146H30ZM45 147V146H44ZM71 147V146H70ZM104 147V146H103ZM106 147V146H105ZM107 147H108V145H107ZM126 147H128V146H126ZM176 147V149H178L177 148V146H175ZM182 147H184V145L182 146ZM215 147V146H214ZM213 147V148H214ZM219 147H220V145H219ZM219 147H218V149H219ZM237 147V146H236ZM58 148H60V147H58ZM66 148V147H65ZM113 148H114V146H113ZM124 147H122V149H123ZM138 148V147H137ZM141 148V147H140ZM186 148V147H185ZM198 148V147H197ZM196 148V149H197ZM224 148H226V146L224 147ZM246 148V147H245ZM247 148H249V146H247ZM245 149V150H247L248 151V149ZM253 148V147H252ZM257 147H255L254 149H256ZM67 149V148H66ZM91 149V148H90ZM121 149V148H120ZM121 149V150H122ZM125 149V148H124ZM139 149V148H138ZM215 149V148H214ZM217 149V148H216ZM220 149H221V147H220ZM251 149V147L249 148V150ZM252 150V151H255V150ZM96 149H93V153H96L97 151L99 152L100 150H97L96 152H94ZM103 150V149H102ZM107 150H108V148H107ZM132 150V149H131ZM204 150H205V148H204ZM225 150V149H224ZM236 150H237V148H236ZM90 151V150H89ZM104 151L105 150H103V152H101V153H104ZM116 151V150H115ZM123 151V150H122ZM127 150H125V152H126ZM197 151V150H196ZM199 151V150H198ZM197 151V152H198ZM219 151V150H218ZM223 151V148H222V150H221V152ZM251 151V152H252ZM15 152V151H14ZM18 152V151H17ZM37 152V151H36ZM54 152V151H53ZM68 152V151H67ZM107 152V151H106ZM124 152V153H125ZM127 152H129V150L127 151ZM130 152H132V151H130ZM194 153H195V150L193 151ZM202 152V151H201ZM200 152V153H201ZM216 152V151H215ZM250 152V151H249ZM248 152V153H249ZM256 152V151H255ZM10 153V152H9ZM29 153H31V152H29ZM80 153V152H79ZM134 153V152H133ZM140 153V152H139ZM203 153V152H202ZM224 154H225V151L223 152ZM69 154L71 155V152H69ZM68 154V155H69ZM92 154V153H91ZM106 154V153H105ZM115 154V153H114ZM120 154V153H119ZM121 154H123V153H121ZM120 154V155H121ZM126 154V153H125ZM125 154H123V155H125ZM128 154V153H127ZM127 154H126V156H127ZM131 154V153H130ZM145 154V153H144ZM193 154V153H192ZM217 154V153H216ZM215 154V155H216ZM221 154V153H220ZM247 154V153H246ZM81 155V156H82ZM87 155V154H86ZM93 155V154H92ZM94 155H96V154H94ZM146 155V154H145ZM197 155H198V153H197ZM210 156H211V154H209ZM219 154H217V156H218ZM228 155H230V154H228ZM12 156H14V154H12ZM11 156V157H12ZM18 156V155H17ZM43 156H45V155H43ZM65 156V155H64ZM111 156V155H110ZM114 156V155H113ZM143 156V155H142ZM140 154H137V156H136V154L135 155H130L129 157H127L126 159H129L128 161H130V160H136V157H140L141 159L143 158ZM207 156V155H206ZM212 156H214L213 154H212ZM231 156V155H230ZM2 157V156H1ZM72 157V156H71ZM75 157V156H74ZM86 157V156H85ZM93 157V156H92ZM91 157V158H92ZM98 157V156H97ZM96 157V158H97ZM208 157V156H207ZM207 157H205V158H207ZM216 157V156H215ZM215 157H213V158H215ZM27 158V157H26ZM67 158H70V157H67ZM88 158V157H87ZM110 157H108V159H109ZM114 158V157H113ZM131 158V159H130ZM174 158V157H173ZM189 158H191V157H189ZM193 158H195V157H193ZM198 159H200L201 157H197ZM212 158V157H211ZM211 158H209L210 159V161H213ZM237 158V157H236ZM46 159V158H45ZM54 159V158H53ZM66 159V158H65ZM79 159H81L82 160V157L81 158H79ZM118 159V158H117ZM117 159H115V160H117ZM122 159V158H121ZM146 159V158H145ZM202 159H203V157H202ZM208 159V158H207ZM242 159V158H241ZM70 160H71V158H70ZM84 160V159H83ZM93 160V159H92ZM113 161V163H112V167H113V164L114 165H116V167H117V165H119L118 164V162H116V161ZM119 160H120V158H119ZM190 160V159H189ZM191 160H194V159H191ZM215 160V159H214ZM42 161V160H41ZM66 161H68V160H66ZM72 161V160H71ZM70 161V162H71ZM127 161V162H128ZM138 161H139V159H138ZM202 161H204V160H202ZM226 161V160H225ZM241 161V160H240ZM13 162V161H12ZM47 162V161H46ZM55 162H56V160H55ZM61 162V161H60ZM74 162V161H73ZM72 162V163H73ZM78 162V161H77ZM88 162V161H87ZM87 162L85 163V164H87ZM105 162V161H104ZM126 161H124V163H125ZM126 162V163H127ZM137 162V161H136ZM195 162V161H194ZM227 162V161H226ZM15 163V162H14ZM51 163V162H50ZM76 163V162H75ZM74 163V164H75ZM91 163H93V162H91ZM101 163V162H100ZM123 163V164H124ZM128 163H130V162H128ZM188 163H190V161L188 162ZM198 163H201V161L199 162L198 161ZM203 164H204V162H202ZM209 163V164H208ZM206 162V165L208 164L209 166H210V163L211 162ZM227 163H229V162H227ZM20 164V163H19ZM54 164V163H53ZM52 164V165H53ZM58 164V163H57ZM57 164L55 163V165L54 166H57ZM70 164V163H69ZM78 163H76V165H77ZM121 164V163H120ZM131 164L133 165L134 164V162L132 163L131 162ZM130 164V165H131ZM136 164V163H135ZM196 164H197V162H196ZM212 165H213V167H214V163L212 162L211 163ZM215 164H216V161H215ZM222 164H224L223 162H222ZM221 164V165H222ZM50 165V164H49ZM59 165V164H58ZM90 165V164H89ZM106 165V164H105ZM139 165V164H138ZM144 165V164H143ZM194 165V163L192 164V166ZM205 164H204V166H206ZM220 165V166H221ZM18 166H20V165H18ZM43 166V165H42ZM60 166H61V164H60ZM59 166V167H60ZM66 166V165H65ZM79 166H80V164H79ZM102 166H104V165H102ZM109 166H111V165H109ZM128 166H129V164H128ZM134 166V165H133ZM199 166V165H198ZM209 166H208V168H209ZM230 166V165H229ZM50 167V166H49ZM48 167V168H49ZM64 167V166H63ZM82 167H84V166H82ZM91 167V166H90ZM90 167H89V169H90ZM105 167H107L108 168V165H106ZM116 167H114L115 169H116ZM121 167V165L119 166V167H117V168H120ZM147 167V166H146ZM211 167V166H210ZM224 167V166H223ZM61 168V167H60ZM75 168V167H74ZM77 168V167H76ZM95 168V167H94ZM103 168V167H102ZM126 168V167H125ZM136 168H137V166H136ZM140 168H141V166H140ZM145 168V167H144ZM204 168H206V167H204ZM203 168V169H204ZM43 169H44V167H43ZM46 169H47V165H46ZM67 169H68V166H67ZM84 169V168H83ZM83 169H82V171H83ZM99 169V168H98ZM104 169V168H103ZM106 169V168H105ZM105 169L103 170V171H101V170H99L98 172H97V174L96 175H93V176H85L84 178H85V184H87V185H90V184H95V183H97V182H99V181H102V179L104 178L105 179V177H104V175H106L105 173L106 172H104L105 171ZM121 169V168H120ZM138 170H139V168H137ZM136 169V170H137ZM143 169V168H142ZM213 169V168H212ZM212 169H210L209 171H212ZM51 170H52V168H51ZM50 170V171H51ZM59 170V169H58ZM62 170V169H61ZM72 170V169H71ZM91 170V169H90ZM108 170H111V168H108ZM122 170V169H121ZM126 170V173H125V175L126 174H128V175H132L134 172H136L137 173V171H135L131 166L130 167H127V169H125ZM195 170H196V168H195ZM195 170H192V171H195ZM217 170V169H216ZM20 171V170H19ZM57 171V170H56ZM65 171H66V169H65ZM68 171V170H67ZM88 171V170H87ZM106 171H107V169H106ZM112 171H114V172H116V171H119V173H120V170H112ZM150 171V170H149ZM153 171V170H152ZM213 171H215L214 169H213ZM212 171V172H213ZM14 172V171H13ZM43 172V171H42ZM59 172H61V171H59ZM69 172V171H68ZM74 172H76V170L74 171ZM86 172V171H85ZM85 172H84V174H85ZM91 172V171H90ZM110 172V171H109ZM198 172V171H197ZM207 172H208V170H207ZM216 172V171H215ZM50 173V172H49ZM63 173H64V171H63ZM62 173V174H63ZM70 173V172H69ZM78 173H80L81 175H83L82 173H81V171L80 172H78ZM122 173H124V171L123 172H121V174ZM147 173H148V171H147ZM151 173H154V172H151L150 171V174ZM66 174V173H65ZM65 174H63V175H65ZM73 174V173H72ZM71 174V175H72ZM109 174H111V173H109ZM108 174V175H109ZM113 174V173H112ZM149 174V173H148ZM213 174V173H212ZM215 174V173H214ZM43 175V174H42ZM63 175H61V176H63ZM69 175V174H68ZM116 175V174H115ZM119 175V174H118ZM124 174H122V175H120V176H118L119 178L121 177V176H123ZM134 175V174H133ZM144 175V174H143ZM147 175V174H146ZM198 175V174H197ZM200 175V174H199ZM205 175H207V174H205ZM204 175V176H205ZM7 176V175H6ZM9 176V175H8ZM60 176V175H59ZM66 176V175H65ZM79 176V175H78ZM112 176V175H111ZM135 176V175H134ZM145 176V175H144ZM195 176V175H194ZM209 176V175H208ZM208 176H206V177H208ZM210 176H211V174H210ZM213 176V175H212ZM71 177V176H70ZM76 177V176H75ZM82 177V176H81ZM110 177V176H109ZM109 177H107V178H109ZM132 177V176H131ZM196 177V176H195ZM194 177V178H195ZM205 177V178H206ZM41 178V177H40ZM43 178V177H42ZM68 178H69V176L67 177V179L66 178H64V177H62L61 179H60V183H63V182H65V183H67V187L66 186H63L62 185V190L63 191H67L68 192V187H69V184H71V182L68 180ZM111 178V177H110ZM109 178V179H110ZM125 178V177H124ZM127 178H128V176H127ZM134 177H132V179H133ZM197 178H199L198 176H197ZM202 178V177H201ZM212 178V177H211ZM210 178V179H211ZM33 179V178H32ZM74 179V178H73ZM103 179V180H104ZM126 179V178H125ZM135 179V178H134ZM208 179V178H207ZM214 179V178H213ZM59 180V179H58ZM83 180V179H82ZM113 180V179H112ZM128 180V179H127ZM139 180V179H138ZM149 180V179H148ZM199 180V179H198ZM203 180H204V177H203ZM12 181V180H11ZM44 181V180H43ZM76 181H77V179H76ZM147 181V180H146ZM15 182V181H14ZM39 182V181H38ZM42 182V181H41ZM75 182V181H74ZM79 182V181H78ZM105 182L107 183V180L105 179ZM113 182V181H112ZM116 182V181H115ZM194 182V181H193ZM206 182H207V180H206ZM33 183V182H32ZM40 183V182H39ZM43 183L44 182H42V185H43ZM46 183V182H45ZM65 183H63V184H65ZM69 183V184H68ZM77 183V182H76ZM75 183V184H76ZM101 183V182H100ZM102 183H103V181H102ZM108 183H109V181H108ZM141 183V182H140ZM150 183V182H149ZM18 184V183H17ZM35 184V183H34ZM111 184H113V183H111ZM195 184V183H194ZM197 184V183H196ZM16 185V184H15ZM25 185H27V184H25ZM40 185H41V183H40ZM101 185V184H100ZM119 185H120V183H119ZM128 185V184H127ZM46 185H44V187H45ZM91 186H95V185H91ZM111 186V185H110ZM120 186H122V185H120ZM35 187V186H34ZM42 187V186H41ZM134 187V186H133ZM170 187V186H169ZM60 188V187H59ZM120 188V187H119ZM135 188V187H134ZM139 188V187H138ZM171 188V187H170ZM176 188V187H175ZM35 189V188H34ZM58 189V188H57ZM94 189H95V187H94ZM110 189H112V188H110ZM118 189V188H117ZM88 190V189H87ZM143 190V189H142ZM146 190V189H145ZM31 191V190H30ZM59 191V190H58ZM58 191H57V196L59 195L60 197H64V194L63 195H61L62 194V191H61V193H58ZM70 191V190H69ZM86 191V190H85ZM122 191V190H121ZM92 192H94V190L92 191ZM70 193V192H69ZM86 193V192H85ZM98 193H99V191H98ZM111 193V192H110ZM148 193V192H147ZM159 193V192H158ZM231 193V192H230ZM229 193V194H230ZM56 194V193H55ZM54 194V195H55ZM102 194V193H101ZM218 194V193H217ZM226 194H227V192H226ZM232 194V193H231ZM71 195V194H70ZM120 195V194H119ZM131 195V194H130ZM141 195V194H140ZM219 196H221V194H218ZM105 196H106V194H105ZM111 196V195H110ZM109 196V197H110ZM113 196V195H112ZM124 196V195H123ZM216 196V195H215ZM16 197V196H15ZM27 197V196H26ZM42 197V196H41ZM45 197V196H44ZM56 197V196H55ZM108 197V196H107ZM115 197V196H114ZM153 197V196H152ZM227 197V196H226ZM234 197H236L235 195H234ZM233 197V198H234ZM239 197V196H238ZM241 197V196H240ZM116 198V197H115ZM127 198H128V196H127ZM214 198V197H213ZM223 198H225V197H223ZM237 198V197H236ZM48 199V198H47ZM56 199H59V198H56ZM103 199H104V201H105V198L103 197ZM117 200H118V198H116ZM139 199V198H138ZM212 199V198H211ZM211 199H209V200H211ZM215 199H217V198H215ZM226 199V198H225ZM238 199V198H237ZM2 200V199H1ZM62 200V199H61ZM76 200V199H75ZM89 200V199H88ZM113 200V198L111 197V201ZM208 200V201H209ZM234 200V199H233ZM241 200V199H240ZM31 201V200H30ZM44 201V200H43ZM54 201V200H53ZM109 201V200H108ZM110 201V202H111ZM120 200H118V202H119ZM221 201V200H220ZM235 201H236V199H235ZM21 202V201H20ZM23 202V201H22ZM28 202V201H27ZM49 202H50V200H49ZM107 202V201H106ZM136 202V201H135ZM210 202V201H209ZM233 202V201H232ZM237 202V201H236ZM239 202V201H238ZM241 202V201H240ZM53 203H55V202H53ZM221 203V202H220ZM225 203H228V201L227 202H225ZM42 204V203H41ZM70 204H72V203H70ZM112 204H114V202H112ZM112 204H110V205H112ZM194 204V203H193ZM192 203H189L188 205H193ZM201 204V203H200ZM212 204H215V203H212ZM217 205L219 204L218 202L216 203ZM235 204V203H234ZM64 205H66V204H64ZM117 205H119V204H117ZM116 205V206H117ZM120 205H121V203H120ZM187 205V206H188ZM195 205V204H194ZM208 205H210V204H208ZM233 205V204H232ZM240 205H241V203H240ZM239 205V206H240ZM36 206H37V204H36ZM42 206V205H41ZM40 206V207H41ZM55 206V205H54ZM113 206V205H112ZM224 206H225V204H224ZM224 206H222V207H224ZM242 206V205H241ZM45 207V206H44ZM62 207V206H61ZM60 207V208H61ZM190 207V206H189ZM232 207V206H231ZM236 207V206H235ZM29 208V207H28ZM57 208V207H56ZM59 208V209H60ZM75 208V207H74ZM101 208H102V206H101ZM122 208V207H121ZM187 208V207H186ZM197 208V207H196ZM198 208H200V207H198ZM241 208V207H240ZM240 208H236V209H239V210H237L238 212H240ZM70 209V208H69ZM82 209V208H81ZM185 209V208H184ZM183 209V210H184ZM189 209V208H188ZM208 209V208H207ZM211 209V208H210ZM235 209V208H234ZM24 210H25V208H24ZM43 210V209H42ZM134 210V209H133ZM182 210V211H183ZM186 210V209H185ZM190 210H192V209H190ZM26 211V210H25ZM28 211V210H27ZM181 211V212H182ZM218 211V210H217ZM216 210H209L207 213H209V218L211 217V220H212V222H211V224H212V227H214L215 226V221L216 220H218V217H217V215H219L220 217V220H221V223H223L225 226H226V224H227V222H226V220H228L229 221V219H226L227 217H228V215H226V212H222V214L220 213V212H217ZM242 211H244V210H242ZM100 212V211H99ZM117 212V211H116ZM180 212V213H181ZM188 212V211H187ZM191 212V211H190ZM190 212H188L189 213V215H191L190 214ZM195 212H197L198 213V211H195ZM237 212V213H238ZM35 213V212H34ZM54 213V212H53ZM183 213H185V212H183ZM192 213V212H191ZM231 213V212H230ZM242 213V212H241ZM33 214V213H32ZM118 214V213H117ZM182 214V213H181ZM193 214V213H192ZM195 214V213H194ZM193 214V215H194ZM199 214V213H198ZM217 214V215H216ZM244 214H246V213H244ZM243 214V215H244ZM251 214V213H250ZM27 215V214H26ZM35 215V214H34ZM36 215H37V213H36ZM41 215V214H40ZM47 215V214H46ZM185 215V214H184ZM232 215V214H231ZM234 216H235V214H233ZM242 215V216H243ZM33 216V215H32ZM76 216V215H75ZM140 216H141V214H140ZM199 216V215H198ZM198 216H196V214L194 215V218L192 219V221H193V223L191 222V220H189L190 221V223H191V225H195V223L198 225V226H200V227H198L197 226V228H198V231L200 232L199 234L201 235L202 234V232L204 233V234H206V232H205V229L207 228V233H214L215 231L214 230H211V228L210 227H208L209 225L207 224V223H200V221H199V217ZM239 216V215H238ZM237 216V217H238ZM44 217V216H43ZM52 217V216H51ZM59 217V216H58ZM66 217V216H65ZM133 217V216H132ZM145 217V216H144ZM192 217V216H191ZM236 217V216H235ZM241 217V216H240ZM244 217V216H243ZM242 217V218H243ZM47 218V217H46ZM55 218V217H54ZM54 218H50L49 219V216H48V219L51 221V219H53L52 221H54ZM63 218V217H62ZM98 218V217H97ZM190 218V217H189ZM232 218H233V216H232ZM47 219V220H48ZM137 219V218H136ZM175 219H177V218H175ZM184 219V218H183ZM244 219V218H243ZM245 219H246V217H245ZM252 219V218H251ZM58 220V219H57ZM68 220V219H67ZM123 220V219H122ZM174 219H172L171 218V222L173 221ZM178 220H179V217H178ZM181 220H182V218H181ZM234 220V219H233ZM247 220V219H246ZM41 221V220H40ZM39 221V222H40ZM59 221V220H58ZM126 221V220H125ZM175 221V220H174ZM177 221V220H176ZM239 221V220H238ZM248 221H249V218H248ZM248 221H246V222H248ZM252 221H253V219H252ZM37 222V221H36ZM42 222H44V221H42ZM54 222H56V221H54ZM60 222V221H59ZM118 222V221H117ZM122 222V221H121ZM170 222V221H169ZM170 222V223H171ZM241 222V221H240ZM244 222V221H243ZM254 222V221H253ZM2 223V222H1ZM51 223H53V222H51ZM58 223V222H57ZM57 223H54V224H57ZM61 223V222H60ZM64 223V222H63ZM179 223V222H178ZM3 224V223H2ZM40 224H41V222H40ZM40 224H39V226H40ZM109 224V223H108ZM172 224V223H171ZM180 224V223H179ZM216 224H217V222H216ZM229 224H231V223H229ZM233 224H236V223H233ZM242 224H244V223H242ZM246 224V223H245ZM257 224V223H256ZM42 225V224H41ZM49 226H50V224H48ZM53 225V224H52ZM169 226V224H166V226ZM175 226H173V227H170V228H168V227H166V228H164V234H167V233H169V241L170 242H172V243H174V241H181V240H183L184 238H186V234H184V235H181L180 234V230L178 231V230H174V228L176 227V224H174ZM240 225V224H239ZM1 226V225H0ZM4 226H6V225H4ZM11 225H9V227H10ZM20 226V225H19ZM24 226V225H23ZM125 226V225H124ZM179 226V225H178ZM243 226V225H242ZM262 226H264V223H262ZM69 227V226H68ZM111 227V226H110ZM193 227V226H192ZM240 227H241V225H240ZM225 229H226V227H224ZM234 228H236V226L234 225ZM245 228H246V226H245ZM244 228V226L242 227V229L241 230H243V229H245ZM26 229H28V228H26ZM40 229V228H39ZM46 229V228H45ZM109 229H111V228H109ZM161 229V228H160ZM192 229V228H191ZM194 229H196V227H194ZM223 229V228H222ZM225 229H224V232L223 233H225ZM237 229V228H236ZM32 230V229H31ZM127 230V229H126ZM153 230V229H152ZM158 230V229H157ZM6 231V230H5ZM60 231V230H59ZM80 231V230H79ZM136 231V230H135ZM134 231V232H135ZM138 231V230H137ZM197 231V230H196ZM220 231H222V230H220ZM75 232V231H74ZM115 232V231H114ZM134 232H132V233H134ZM143 232V231H142ZM149 232V234L151 233L150 231H148ZM174 232V233H173ZM240 232V231H239ZM9 233H10V231H9ZM14 233V232H13ZM21 233V232H20ZM26 233V232H25ZM30 233V232H29ZM39 233V232H38ZM53 233V232H52ZM76 233V232H75ZM131 233V234H132ZM136 233V232H135ZM134 233V234H135ZM138 233H139V231H138ZM141 233V232H140ZM228 233V232H227ZM130 234V236H132V238H133V236H135L136 237V235H131ZM137 234V233H136ZM142 234V233H141ZM144 234H145V232H144ZM147 234V233H146ZM156 234V233H155ZM159 234V233H158ZM203 234V235H204ZM211 234H208V235H211ZM230 234V233H229ZM234 234V235H233ZM233 234H231V236L233 235V237H235L236 235H238L239 233L237 232V231H235V233H233ZM62 235V234H61ZM60 235V236H61ZM64 235V234H63ZM73 235H74V233H73ZM80 235V234H79ZM140 235V234H139ZM151 235H152V233H151ZM161 235H162V233H161ZM181 235V236H180ZM219 235V234H218ZM225 236H226V234H224ZM41 236V235H40ZM191 236H192V234H191ZM206 236V235H205ZM212 236H214V235H212ZM216 236V235H215ZM48 237V236H47ZM46 237V238H47ZM73 237H75V236H73ZM137 237H139V236H137ZM136 237V238H137ZM143 237V236H142ZM163 237V236H162ZM161 237V238H162ZM209 237V236H208ZM207 237V238H208ZM224 237V236H223ZM229 237H230V235H229ZM43 238V237H42ZM45 238V237H44ZM76 238V237H75ZM110 238V237H109ZM136 238H134V239H136ZM202 238V237H201ZM232 238V237H231ZM14 239V238H13ZM48 239V238H47ZM51 239V238H50ZM105 239V238H104ZM141 239V238H140ZM166 239H168V238H165L164 240H166ZM220 239V238H219ZM27 240V239H26ZM132 240V239H131ZM137 240V239H136ZM163 239H162V243H160V245L161 244H163V241H164ZM49 241V240H48ZM112 241V240H111ZM156 241V240H155ZM262 241V240H261ZM260 241V242H261ZM66 242H68V239H67V241ZM78 242V241H77ZM116 242V241H115ZM43 243H45V240H42V239H40L39 237H37L36 238V241H34V244L33 245H35V244H42L41 245V247H40V245H39V248H38V253H40L41 255L40 256H43L42 255V252L45 250V244H43ZM262 243H264V242H262ZM11 244V243H10ZM71 244V243H70ZM245 244V243H244ZM243 244V245H244ZM9 245V244H8ZM25 245V244H24ZM62 245V244H61ZM122 245V244H121ZM21 246V245H20ZM247 246V245H246ZM251 246V245H250ZM260 246H262V245H260ZM0 248H2V247H0ZM10 248V247H9ZM36 248V247H35ZM241 248H242V246H241ZM249 248V247H248ZM259 248H261V247H259ZM258 248V249H259ZM51 249H53V248H51ZM26 250H28V249H26ZM37 250V249H36ZM48 250V249H47ZM50 250V249H49ZM68 250V249H67ZM245 250H247V249H244V251ZM255 250V249H254ZM260 250V249H259ZM4 251V250H3ZM32 252V251H31ZM34 252V251H33ZM45 252V251H44ZM59 252H60V250H59ZM22 253V252H21ZM53 253V252H52ZM56 253H58V252H56ZM251 253H253V252H251ZM5 254V253H4ZM8 254H10V253H8ZM13 254V253H12ZM16 254V253H15ZM23 254V253H22ZM31 254V253H30ZM92 254V253H91ZM1 255H3L2 253H1ZM21 255V254H20ZM65 255V254H64ZM252 255V254H251ZM7 256V255H6ZM33 256V255H32ZM23 257V256H22ZM260 257V256H259ZM259 257L257 256V259L259 260ZM7 258V260H8V256L6 257ZM19 258H21V257H19ZM25 258H26V256H25ZM33 258V257H32ZM42 258V257H41ZM99 258V257H98ZM101 258V261H102V259H106V258H103V257H100ZM13 259V258H12ZM28 259H29V256H28ZM36 259V258H35ZM62 259V253H59V254H57L56 256H54L53 258H51L50 256H47V258L45 259V256H44V260H41L40 259V264H55V263H57V262H60V264H67L66 263V261L68 260H66V258L64 259V260H61ZM159 259V258H158ZM256 259V258H255ZM264 258H262V260H263ZM18 260V259H17ZM24 260V259H23ZM31 260V259H30ZM29 260V261H30ZM49 260H52V261H54V262H52V261H49ZM160 260V259H159ZM9 261V260H8ZM28 261V262H29ZM119 261V260H118ZM123 261V260H122ZM145 261H146V259H145ZM260 261H261V258H260ZM11 262V261H10ZM20 262V261H19ZM27 261H26V263H28ZM154 262V261H153ZM263 262V261H262ZM261 262V263H262ZM13 263V262H12ZM72 263V262H71ZM117 263V262H116ZM261 263H259V264H261ZM7 264V263H6ZM19 264V263H18ZM22 264H24V261H23V263ZM82 264V263H81ZM115 264V263H114ZM120 264H122V263H120ZM145 264V263H144ZM148 264V263H147ZM150 264V263H149Z\"/></svg>",
	"mask_w": 264,
	"mask_h": 264
},
{
	"label": "rangeland",
	"instance_id": "3",
	"mask_svg": "<svg viewBox=\"0 0 264 264\" xmlns=\"http://www.w3.org/2000/svg\"><path fill=\"white\" fill-rule=\"evenodd\" d=\"M34 19V16H25V19H27V21L29 20V19ZM29 29H35L36 28V25L35 24H33V25H29V27H28ZM30 31V30H29ZM31 33V32H30ZM32 34V33H31ZM43 36V34L41 35V37L39 38V39H41V40H43L44 38L42 37ZM12 44V43H11ZM4 50V49H3ZM2 50V53L3 54H5L6 52H5V50L3 51ZM1 54V53H0ZM13 74V73H12ZM50 105L47 103H43V105L42 106H40V108H39V113H38V115H37V117H35V122L37 121V120H39V119H42V118H46V117H48V115H50L51 114V109H50ZM1 109V108H0ZM27 109V108H26ZM69 110V108L67 107V108H63V109H60L58 112H57V119L58 118H60V117H62L63 116V114H65L67 111ZM15 114H19V112H17V113H14V115ZM39 122V121H38ZM8 136L6 135V133L5 132H3V131H0V144H2V143H8ZM174 242H180V241H174Z\"/></svg>",
	"mask_w": 264,
	"mask_h": 264
},
{
	"label": "water",
	"instance_id": "4",
	"mask_svg": "<svg viewBox=\"0 0 264 264\" xmlns=\"http://www.w3.org/2000/svg\"><path fill=\"white\" fill-rule=\"evenodd\" d=\"M263 95V89L261 87H257L254 89V91L250 94L246 106L250 107L254 105Z\"/></svg>",
	"mask_w": 264,
	"mask_h": 264
},
{
	"label": "flooded vegetation",
	"instance_id": "5",
	"mask_svg": "<svg viewBox=\"0 0 264 264\" xmlns=\"http://www.w3.org/2000/svg\"><path fill=\"white\" fill-rule=\"evenodd\" d=\"M261 85H256L253 90L250 92V94L254 91L255 88L260 87Z\"/></svg>",
	"mask_w": 264,
	"mask_h": 264
}]
</instances>
